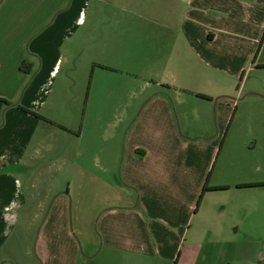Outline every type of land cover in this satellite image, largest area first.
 Segmentation results:
<instances>
[{
	"label": "rangeland",
	"instance_id": "obj_1",
	"mask_svg": "<svg viewBox=\"0 0 264 264\" xmlns=\"http://www.w3.org/2000/svg\"><path fill=\"white\" fill-rule=\"evenodd\" d=\"M161 2L85 0L88 21L99 17L102 26L120 23L121 36L130 34L126 26L136 34L125 41L112 59H119L117 71L94 62L105 56L97 55L96 41L95 44L76 41L78 45L75 44L70 56L59 51L52 54L46 69L57 62V75L53 76V86L47 94L56 98L59 105L53 115L56 123L50 124L43 140L40 135L35 138L27 157L12 170L32 203L38 202L39 195L46 191L47 214L56 218L46 224L40 240L39 227L32 225L24 230L26 242L15 240L19 226L15 227L1 251L10 264H175L180 252L188 264H264V187H238L243 183H264V65H261L264 55L255 60L254 53L245 60L243 54L242 59L229 58L210 66L183 61L182 75H175L177 84L185 88H178L180 94L174 92L175 88L157 85L172 83L174 79L171 74H156L162 70L148 73L144 69L145 57L165 45L161 42L163 36H153L154 43L147 35L151 26L146 21L153 16L161 17L162 11L158 9ZM151 5L158 6L152 14ZM128 19L132 24L136 22V27L126 23ZM81 33L77 31L73 40L79 39ZM28 46L25 45L27 53ZM45 57L49 58L43 53ZM37 59L40 62L41 57ZM237 71L239 74L233 77ZM156 92L171 105L175 104L172 108L181 114L180 119L176 116L180 136L207 139L211 157L208 185L230 188L204 194L199 207L196 203L198 210H192L186 218L182 211L185 223L177 241L180 249L166 251L175 253L173 261L163 260L155 247L135 256L108 248L96 226L104 203L99 205L101 201L95 193L108 187L105 169L111 173L113 184L119 186L112 193L119 195L120 186L125 189L120 161L132 122L127 113H119L126 112L127 103L131 104L126 107L129 112L137 116ZM198 94L210 95L213 100L200 99ZM91 96L94 99L89 104ZM114 97H117L115 104H108V99ZM221 110L226 111L224 118L218 116ZM61 193L69 195V207L72 205L70 209L67 207L63 219H59V212L49 211L53 203L64 201L57 199ZM136 198L133 197L135 201ZM167 228L172 230L169 225ZM174 233L172 237L179 238V232ZM13 243L20 246L19 257L9 247Z\"/></svg>",
	"mask_w": 264,
	"mask_h": 264
},
{
	"label": "crops",
	"instance_id": "obj_2",
	"mask_svg": "<svg viewBox=\"0 0 264 264\" xmlns=\"http://www.w3.org/2000/svg\"><path fill=\"white\" fill-rule=\"evenodd\" d=\"M68 2L0 0V98L8 101H0V264L11 263L4 259L1 251L12 238L15 227L19 226L15 240L26 242L24 230L31 225L39 227L40 240L46 224L56 218L47 214L46 191L39 195L38 202L32 203L24 195L12 170L27 157L35 138L40 135L43 140L50 131V124L56 123L53 115L59 105L56 98L47 94L49 87L53 86V76L57 75V62L46 69L51 64L52 54L59 51L70 56L80 39L82 43L91 41L95 44L96 41L97 55L105 56L94 59V62L117 71L119 59H112L125 41L136 35L126 26L124 28L130 34L121 36L120 23L102 26L99 17L95 16L88 21L84 12L85 0ZM159 6L161 17H146L147 25L151 26L147 35L150 42H154L153 36H163L161 42L165 45L145 57L144 69L148 73L157 69L163 72L156 74H171L172 83H156L165 89L175 88L174 92L178 94L179 89H185L175 81V75H182L184 71L183 61L210 66L229 58L242 59L243 54H246L245 60L254 53L255 60L264 55V0H163ZM157 7L151 5V14ZM259 14L262 15L258 21ZM131 22L126 20L136 27V22ZM77 31L82 33L79 39L73 40ZM26 44H29L28 53ZM43 53L49 58H43ZM37 56L41 57L40 62H37ZM24 61L36 63L30 74L20 70ZM238 72L232 76L236 77ZM93 99L91 96L89 104ZM116 99L109 98L108 104L112 102L114 105ZM126 105V112L119 113H127L132 122L120 161V176L126 190L120 186L119 195H114L112 191L119 189L118 183L113 184L111 173L105 169L108 187L95 193L100 198L99 205L104 203L96 226L102 243L108 248L135 256L155 247L163 260L173 261L175 253L167 254L166 251L180 249L177 241L185 223L184 218L181 219L182 211L186 218L195 210L196 203L198 207L200 195L211 175L210 145L203 137L178 134L176 116L180 119L181 114L172 108L175 104L171 105L159 92L150 96L137 116L127 109L131 104ZM20 107L49 122L24 112ZM225 115L226 111L222 110L218 114L220 118ZM68 197L67 193L58 195L57 199L63 198L64 201L59 204L58 200L49 210L59 212V219H63L70 206ZM133 197H137L136 201ZM145 215L154 219L147 220ZM168 225L172 230L167 228ZM174 230L179 232V238L172 237ZM9 247L17 252V257L22 255L16 243ZM175 264H188L183 253H179Z\"/></svg>",
	"mask_w": 264,
	"mask_h": 264
},
{
	"label": "trees",
	"instance_id": "obj_3",
	"mask_svg": "<svg viewBox=\"0 0 264 264\" xmlns=\"http://www.w3.org/2000/svg\"><path fill=\"white\" fill-rule=\"evenodd\" d=\"M32 69H34V64H28V63H26V61H24L22 63V65H21V69L20 70L25 71V73H27V74H30ZM106 69H109V68H106ZM197 97H199L201 99H204V100H210V101L213 100V98L211 96H207V95H203V94H198ZM0 101L8 103V101H6L4 99H1V98H0ZM20 108L22 110H24V112H27V113L32 114V115H35V116L41 118V120L46 121V119L44 117H41V115H39V114H37V113H35L33 111L27 110L24 107H20ZM46 122H49V121H46ZM208 179H209V176H208ZM257 186L264 187V183H262V182H260V183H251V184L243 183V184L238 185L239 188H250V187H257ZM225 189L229 190L230 188L228 186L211 187V186L208 185V181H207L205 186H204V188H203V192L200 195V198H199V201H198V207L201 204V201H202V198H203L204 194H206L209 191L214 192V191L225 190Z\"/></svg>",
	"mask_w": 264,
	"mask_h": 264
}]
</instances>
